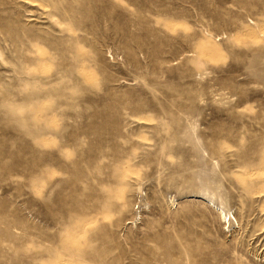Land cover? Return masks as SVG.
<instances>
[{
  "label": "rangeland",
  "instance_id": "374dc122",
  "mask_svg": "<svg viewBox=\"0 0 264 264\" xmlns=\"http://www.w3.org/2000/svg\"><path fill=\"white\" fill-rule=\"evenodd\" d=\"M0 264H264V0H0Z\"/></svg>",
  "mask_w": 264,
  "mask_h": 264
},
{
  "label": "bare ground",
  "instance_id": "6f19581e",
  "mask_svg": "<svg viewBox=\"0 0 264 264\" xmlns=\"http://www.w3.org/2000/svg\"><path fill=\"white\" fill-rule=\"evenodd\" d=\"M144 203H140V205L135 206V211L138 212L139 210L141 211L142 205ZM217 207V206H216ZM217 210L219 211L218 213H220L222 215V218L226 220V223L228 224V226H230V219L231 217L229 216V214L227 212H224L222 208H220L219 206L217 207ZM134 214V213H133ZM228 215V216H227ZM133 217V216H132ZM131 217V218H132ZM227 217V218H226ZM232 218L235 220V218L232 216ZM132 220V219H131ZM131 220L128 222L130 223ZM236 221V220H235ZM237 224V223H236Z\"/></svg>",
  "mask_w": 264,
  "mask_h": 264
}]
</instances>
